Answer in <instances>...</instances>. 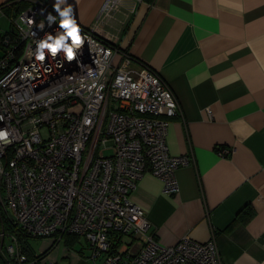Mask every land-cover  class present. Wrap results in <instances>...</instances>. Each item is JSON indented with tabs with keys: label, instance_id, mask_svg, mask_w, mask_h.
<instances>
[{
	"label": "built area",
	"instance_id": "built-area-1",
	"mask_svg": "<svg viewBox=\"0 0 264 264\" xmlns=\"http://www.w3.org/2000/svg\"><path fill=\"white\" fill-rule=\"evenodd\" d=\"M27 1L20 8L22 0H7L10 29L0 31V131L7 133L0 140V223L6 217L28 235L53 237L54 246L63 235L85 237L101 264H223L214 239L161 243L131 198L146 170L163 181L164 193L178 192L176 171L192 162L167 143L169 118L178 113L173 90L96 29L79 28V48L65 40L71 61L63 48L55 56L39 49L66 34L64 17L42 0ZM119 7L109 0L104 18ZM4 241L19 264H34L17 236L0 227Z\"/></svg>",
	"mask_w": 264,
	"mask_h": 264
},
{
	"label": "crops",
	"instance_id": "crops-1",
	"mask_svg": "<svg viewBox=\"0 0 264 264\" xmlns=\"http://www.w3.org/2000/svg\"><path fill=\"white\" fill-rule=\"evenodd\" d=\"M42 1L71 7L79 28L112 38L176 95L167 143L192 162L176 171V193H164L150 170L138 180L131 198L149 231L165 245L214 239L223 264H264V0H120L114 18H104L109 0ZM80 239L68 237L44 260L94 264L86 245L74 248Z\"/></svg>",
	"mask_w": 264,
	"mask_h": 264
},
{
	"label": "clouds",
	"instance_id": "clouds-1",
	"mask_svg": "<svg viewBox=\"0 0 264 264\" xmlns=\"http://www.w3.org/2000/svg\"><path fill=\"white\" fill-rule=\"evenodd\" d=\"M55 10L59 11L58 5H55ZM72 12L71 7H68L67 10L60 12V16L64 17L62 21H60V27L66 30L65 35H61L58 39L54 40L52 43H40L39 49H49L52 56H55L62 48L66 53V58L71 61L74 58L73 48L69 47L65 44V40L70 38L72 44L77 48L82 44V38L80 35L79 27L74 18H69V12ZM51 39V35L48 36ZM37 60L43 61L45 59V54L43 51H39L36 56ZM7 137V133L4 131H0V140H4Z\"/></svg>",
	"mask_w": 264,
	"mask_h": 264
},
{
	"label": "trees",
	"instance_id": "trees-1",
	"mask_svg": "<svg viewBox=\"0 0 264 264\" xmlns=\"http://www.w3.org/2000/svg\"><path fill=\"white\" fill-rule=\"evenodd\" d=\"M154 1V0H150ZM29 4V1L22 0L20 2V8H24ZM11 8H8V11H10ZM3 225L6 230L10 231V233H14L17 236V239L19 241V245L21 247V250L23 253H25L28 257V262H34V264H47L45 263L44 259L49 253V251L53 248L55 242L52 243V245L45 251L41 252L40 254H36L31 246L28 243V238L31 237V235H28L24 233L20 228L17 226H14L8 222V219L5 217V220L3 221ZM78 237V235H63V239H67L68 237ZM0 264H19L15 257L11 256L6 249V241H4L1 245L0 243ZM28 264V263H25Z\"/></svg>",
	"mask_w": 264,
	"mask_h": 264
},
{
	"label": "rangeland",
	"instance_id": "rangeland-1",
	"mask_svg": "<svg viewBox=\"0 0 264 264\" xmlns=\"http://www.w3.org/2000/svg\"><path fill=\"white\" fill-rule=\"evenodd\" d=\"M8 25H9V23H8ZM45 135H46V133H45ZM110 152H111L110 150L107 151V153H110ZM3 218L4 217L2 216L0 219V222H1V220H3ZM0 227L1 228L6 227V226H3V221H2V223H0ZM71 237H73V236H71ZM142 239H143V237H142ZM65 240L66 239L60 240L61 243L59 242L56 245V247L59 244H60V246L64 245V242H66ZM126 240H128V238ZM53 242H54V239H52L50 237H34V236H31L28 238L29 245L31 246V248L33 249V251L37 255L40 254L41 252H43L44 250L48 249L52 245ZM133 244H135L134 241H133ZM82 245H86L84 249L86 251L85 254H86L88 260H91V262H93L94 264H101L102 263L103 257L97 258L96 261L92 259V256H91L92 249L89 246L88 242H86L85 237H81V239L79 241H76V245L74 246V248L76 250H79L82 247Z\"/></svg>",
	"mask_w": 264,
	"mask_h": 264
}]
</instances>
